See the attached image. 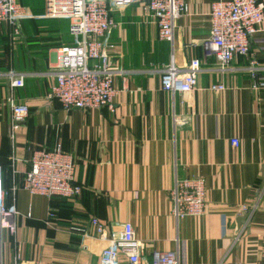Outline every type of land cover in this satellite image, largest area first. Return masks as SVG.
<instances>
[{
    "label": "crops",
    "instance_id": "obj_1",
    "mask_svg": "<svg viewBox=\"0 0 264 264\" xmlns=\"http://www.w3.org/2000/svg\"><path fill=\"white\" fill-rule=\"evenodd\" d=\"M212 1L187 0L171 42L158 39L142 5L111 11L110 62L126 72L114 78L112 110H64L46 99L56 56L73 41L67 20L43 17L44 0L29 6L17 37L0 26V165L15 208L1 229L0 264H98L126 222L148 263L153 251L169 250L180 264H264V87L252 88L249 57H235L220 74L214 58L204 56ZM250 53L264 61V28L251 37ZM194 58L201 62L195 88L165 91L161 70ZM18 75L24 84L13 87ZM259 76L264 81V71ZM219 81L224 90L209 89ZM12 103L28 105L14 131ZM179 117L187 121L178 125ZM57 143L75 159L81 192L68 199L29 194L21 185L30 156ZM188 177L204 180L205 212L177 221L169 191ZM92 218L105 225L106 238Z\"/></svg>",
    "mask_w": 264,
    "mask_h": 264
},
{
    "label": "built area",
    "instance_id": "obj_2",
    "mask_svg": "<svg viewBox=\"0 0 264 264\" xmlns=\"http://www.w3.org/2000/svg\"><path fill=\"white\" fill-rule=\"evenodd\" d=\"M140 4L151 16L161 41L171 42L174 22L189 11L187 0H44L43 17L68 21V34L72 45L60 48L54 70L55 83L46 94L47 100H55L64 110H91L112 107L115 94L114 78L125 74L110 62V50L115 49L107 36L116 24L110 17L114 9ZM26 8L18 0H0V26L11 29L13 37L20 34V23L29 17ZM209 34L202 41L205 57H213L214 70L220 74L230 71L231 62L237 56L249 57L246 72L252 79V88L264 87L259 74L264 71V61L259 62L250 53L251 37L264 28V0H213L209 6ZM201 71L200 60L194 58L183 68L167 65L161 70V86L171 93H189L197 84ZM14 75V74H13ZM23 76L13 78V87H22ZM221 81L211 84L212 91L225 89ZM11 129L17 130L28 114L25 103L11 104ZM182 125L187 118H176ZM232 146H238L236 138ZM21 187L31 195L46 198H73L81 192L76 181V162L72 154L65 152L60 143L50 150H36L28 160ZM10 190L3 186V169L0 165V234L8 215L15 214L13 205L7 202ZM171 214L177 220L204 214L206 188L202 178L175 179L169 191ZM246 211L245 206L241 207ZM53 214H49L52 216ZM97 234L106 238L105 225L95 218L90 220ZM71 230L83 233L80 227ZM237 232L235 240L239 238ZM141 242L136 238L133 226L126 222L120 233L112 236L99 254L98 264H180L177 251H153L148 263L141 255ZM20 257L17 256V259ZM36 264V263H32Z\"/></svg>",
    "mask_w": 264,
    "mask_h": 264
},
{
    "label": "rangeland",
    "instance_id": "obj_3",
    "mask_svg": "<svg viewBox=\"0 0 264 264\" xmlns=\"http://www.w3.org/2000/svg\"><path fill=\"white\" fill-rule=\"evenodd\" d=\"M22 2L26 5L27 9V13H32V10L29 6H33L34 8H37L39 5V2H41V0H22ZM42 11V10H41ZM40 11V12H41ZM43 15V12H42ZM1 32H4L3 30Z\"/></svg>",
    "mask_w": 264,
    "mask_h": 264
},
{
    "label": "trees",
    "instance_id": "obj_4",
    "mask_svg": "<svg viewBox=\"0 0 264 264\" xmlns=\"http://www.w3.org/2000/svg\"><path fill=\"white\" fill-rule=\"evenodd\" d=\"M31 10H32V8H31Z\"/></svg>",
    "mask_w": 264,
    "mask_h": 264
}]
</instances>
